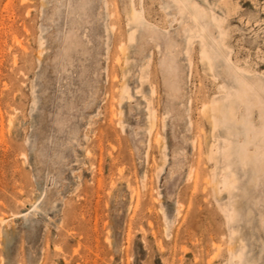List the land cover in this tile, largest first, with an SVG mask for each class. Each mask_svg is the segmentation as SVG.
Wrapping results in <instances>:
<instances>
[{"label": "rangeland", "instance_id": "374dc122", "mask_svg": "<svg viewBox=\"0 0 264 264\" xmlns=\"http://www.w3.org/2000/svg\"><path fill=\"white\" fill-rule=\"evenodd\" d=\"M0 264H264V0H0Z\"/></svg>", "mask_w": 264, "mask_h": 264}, {"label": "bare ground", "instance_id": "6f19581e", "mask_svg": "<svg viewBox=\"0 0 264 264\" xmlns=\"http://www.w3.org/2000/svg\"><path fill=\"white\" fill-rule=\"evenodd\" d=\"M134 1V0H133ZM135 3V2H134ZM134 3H133V5H134ZM141 5H143V4H141ZM136 7V6H135ZM139 9V8H138ZM140 10V9H139ZM139 10H137V12L139 11ZM142 10V9H141ZM140 13V12H139ZM142 13H143V11H142ZM138 15V14H137ZM142 15V14H141ZM131 18V17H130ZM130 20V19H129ZM134 21H135V19H134ZM135 22H137V21H135ZM199 22V21H198ZM134 23V22H133ZM138 23V22H137ZM135 24V23H134ZM128 25V24H127ZM137 25V24H136ZM130 39V38H129ZM193 39V38H192ZM123 84V83H122ZM214 101L212 102L213 104H210L211 106H209L210 107V109H209V111H207L206 113L208 114V112H209V114H208V117H209V119H210V121H211V125H212V129L214 130L215 129V132H217L216 131V127L218 128V126L219 125H221L223 122H224V120H225V112H224V110L225 109H221V107H220V104L217 102V101H219V100H215V99H213ZM226 113H228V111L226 112ZM228 115V114H227ZM228 119V118H227ZM226 122L228 123V121L226 120ZM225 126V125H224ZM220 127V126H219ZM221 127H222V125H221ZM212 132H214V131H212ZM211 132V133H212ZM213 134V133H212ZM218 134V133H217ZM212 136V135H211ZM218 136V135H217ZM216 136V137H217ZM215 137V140L218 138H216ZM221 137V136H220ZM219 140H222V139H219ZM218 141V140H217ZM222 142V141H221ZM217 151H219V153H220V147H219V150H216V153H218ZM211 155V154H210ZM218 154H215V156H217ZM228 155H229V153H228ZM221 156V155H220ZM214 157V156H213ZM217 161V160H216ZM215 161V162H216ZM221 162V161H220ZM228 165V164H227ZM231 170V169H230ZM218 176V178L220 177V174L219 175H217ZM224 177V176H223ZM216 178V177H215ZM221 179V181H223L222 180V178H220ZM213 182V181H212ZM215 183V182H214ZM216 183H218L217 182V180H216ZM219 183H221V182H219ZM222 184H224V186H226L228 189H235L236 188V186H237V179H236V175H235V173L234 172H231L230 173V175H229V177H226L225 179H224V182L222 183ZM214 185V184H213ZM215 185H217V184H215ZM217 188V186H215V188H213V189H216ZM205 189V188H204ZM219 191H220V188L218 187L217 188ZM223 190V189H222ZM233 191V190H232ZM215 192H217V191H215ZM215 192H213L214 194L213 195H215L216 193ZM231 192V191H230ZM218 194V196H219V194H220V192L219 193H217ZM228 195H230V194H228ZM216 196V195H215ZM218 196H216V197H218ZM229 199V198H228ZM229 202V201H228ZM227 202V203H228ZM231 202V201H230ZM231 204V203H230ZM232 206H231V208H228V209H226L225 210V212H223L224 214H225V216H226V219L230 222H233V221H237V217H238V209L236 208V207H234L233 206V202H232V204H231ZM226 207H228V206H226ZM226 207H223V211H224V209L226 208ZM221 208H222V206H221ZM228 222V223H229ZM231 231V230H230ZM232 232L234 233V232H236V229L235 228H233V230H232ZM232 234V233H231ZM230 248H231V246H230ZM234 248V247H233ZM243 255V252L242 251H240V252H235L234 250H231V256L232 257H234V256H237V257H240L241 258V256Z\"/></svg>", "mask_w": 264, "mask_h": 264}]
</instances>
